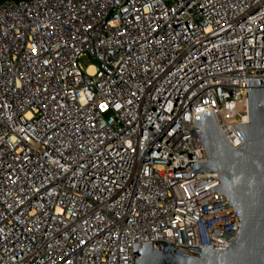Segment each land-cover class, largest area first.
<instances>
[{
	"label": "built area",
	"instance_id": "2783aa9c",
	"mask_svg": "<svg viewBox=\"0 0 264 264\" xmlns=\"http://www.w3.org/2000/svg\"><path fill=\"white\" fill-rule=\"evenodd\" d=\"M261 75L264 0H0V264L228 246L239 218L186 126L211 109L239 147Z\"/></svg>",
	"mask_w": 264,
	"mask_h": 264
},
{
	"label": "water",
	"instance_id": "95a60500",
	"mask_svg": "<svg viewBox=\"0 0 264 264\" xmlns=\"http://www.w3.org/2000/svg\"><path fill=\"white\" fill-rule=\"evenodd\" d=\"M249 121L233 125L244 143L233 148L217 126L211 109L194 115L208 157L192 161V172L216 173L220 185L210 188L226 196L239 218L228 246H184L198 254L176 255L175 243H133L134 264H264V75L247 76ZM174 167L175 169L185 168ZM159 242L160 248L157 247Z\"/></svg>",
	"mask_w": 264,
	"mask_h": 264
}]
</instances>
